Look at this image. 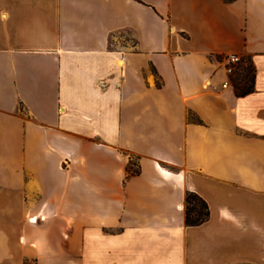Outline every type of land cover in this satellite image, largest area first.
Returning a JSON list of instances; mask_svg holds the SVG:
<instances>
[{"label":"crops","instance_id":"0c3cea01","mask_svg":"<svg viewBox=\"0 0 264 264\" xmlns=\"http://www.w3.org/2000/svg\"><path fill=\"white\" fill-rule=\"evenodd\" d=\"M0 264H264V0H0Z\"/></svg>","mask_w":264,"mask_h":264},{"label":"trees","instance_id":"16d2710c","mask_svg":"<svg viewBox=\"0 0 264 264\" xmlns=\"http://www.w3.org/2000/svg\"><path fill=\"white\" fill-rule=\"evenodd\" d=\"M230 2L232 0H223ZM154 76V84L156 87L161 86V82L156 75L154 68H151ZM254 71L252 65L248 61L236 66L233 74L230 76L231 84L234 93L237 96L244 95L250 92L253 88ZM187 119L191 121L201 122V120L194 116L191 112L187 113ZM135 157V159L132 158ZM139 156L129 153L128 160L124 169V179L138 175L140 172ZM209 216V208L206 201L196 192L186 190L183 197V221L186 226L199 225L206 221Z\"/></svg>","mask_w":264,"mask_h":264},{"label":"built area","instance_id":"2783aa9c","mask_svg":"<svg viewBox=\"0 0 264 264\" xmlns=\"http://www.w3.org/2000/svg\"><path fill=\"white\" fill-rule=\"evenodd\" d=\"M240 61L241 57L234 52L226 53L223 56V72L227 76L221 83L223 88L230 85V76L233 74L236 64H238Z\"/></svg>","mask_w":264,"mask_h":264},{"label":"rangeland","instance_id":"374dc122","mask_svg":"<svg viewBox=\"0 0 264 264\" xmlns=\"http://www.w3.org/2000/svg\"><path fill=\"white\" fill-rule=\"evenodd\" d=\"M133 159H135V157L132 156Z\"/></svg>","mask_w":264,"mask_h":264}]
</instances>
